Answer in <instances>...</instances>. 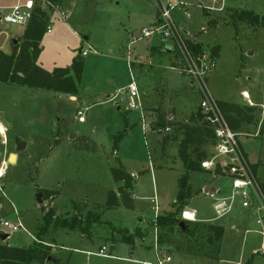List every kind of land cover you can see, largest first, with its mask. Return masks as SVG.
Masks as SVG:
<instances>
[{"label": "rangeland", "instance_id": "374dc122", "mask_svg": "<svg viewBox=\"0 0 264 264\" xmlns=\"http://www.w3.org/2000/svg\"><path fill=\"white\" fill-rule=\"evenodd\" d=\"M19 1L25 0H0V7L14 6ZM182 1L187 4L186 10L171 12L175 25L191 41L219 48L217 66L209 74L212 95L218 101L247 105L242 95L245 91L258 107L254 113L257 122L250 128L244 124L242 129L253 135L257 130L259 135L243 136L239 141L249 162L256 165L258 179L263 181L264 28L244 23L233 26L229 15L240 10L262 17L264 0H225L221 12L219 4L211 0ZM62 3L61 10L69 13L68 22L54 14L52 31L42 40L38 64L47 71L56 67L71 69L80 52H87L82 56L85 60L79 94L73 99L43 89L0 83V124L6 131L4 136L0 134V166L8 155L16 156L14 164L8 158L0 176V221L16 224L19 220L25 227L10 234L6 242L0 240V244L29 248L37 240L44 215L52 212L60 218L72 216L77 204L84 216L99 217L100 223L93 224L91 235L51 227L41 241L49 247V258L56 261L46 260L43 264H157L167 257L170 261L165 264H264V223L256 224L253 210L242 208L237 200L236 208L217 217L213 200L202 193L206 187L224 188L223 194L228 195L230 181L226 177L202 170L188 175L192 194L186 208L197 212L199 222L219 225L225 231L217 259L183 253L186 237L177 228L155 227L157 216L177 213L181 219L182 211H175L174 204L186 171L177 141L165 128L150 129L148 115L144 134L141 113L126 109L125 96H112L131 81L124 51L133 40L132 32L141 37V30L157 20L156 0ZM213 6L215 10L208 11ZM24 31L23 26L0 21V50L9 54L11 44ZM170 45L166 42L162 47L158 39L137 41L133 59L155 66H135L134 75L140 93L144 84L151 97L164 102L162 111L174 113L177 120L183 121L197 110L201 100L198 91L190 87L189 78L171 67L176 54L169 51ZM151 46L158 48L157 54L150 55ZM80 110L84 122L78 120ZM167 136L171 143L165 140ZM17 140L25 145L21 151L17 150ZM122 167L134 177L130 206L121 203L119 208L107 209L109 193L120 196L121 183L114 181L112 170ZM39 192L43 204L37 201ZM113 229L127 230L135 238L134 245L122 242L118 233L112 238ZM137 230L144 238L135 235ZM156 237L163 242L159 249ZM102 247L111 258L97 255Z\"/></svg>", "mask_w": 264, "mask_h": 264}, {"label": "trees", "instance_id": "16d2710c", "mask_svg": "<svg viewBox=\"0 0 264 264\" xmlns=\"http://www.w3.org/2000/svg\"><path fill=\"white\" fill-rule=\"evenodd\" d=\"M47 1L54 6L60 4V0ZM50 11L52 13L51 8ZM229 19L230 24L233 26H237L238 23H244L254 28H264V16L261 17L255 14V12L235 10L229 15ZM49 22V13L41 10L38 3L31 21L25 27L23 36L13 41L12 52L6 54L0 50V83L43 89L47 92L51 91L56 94L75 97L79 94V86L83 79V60H74L71 69L55 68L52 71H47L38 64L42 53V40H44L43 38L47 33L46 28ZM189 44H191L190 47L196 53L203 49L199 43L190 41ZM212 49L213 54L217 55L216 53L219 48ZM219 104L230 127L235 131L241 130L243 124L255 123L258 120L254 114L257 110L256 108L221 101ZM174 129L184 137L178 152L184 163L186 173L180 179L179 192L174 204L175 211L181 212L192 194L188 185L189 172L202 169L200 163L208 157L206 148L213 145L216 138L200 111L196 116H192V119L188 123L176 124ZM115 141L117 143L118 138ZM251 168L256 176V165H251ZM112 172L114 181L121 183L119 188L120 196H117L114 192H110L107 209L119 208L121 203L129 207L134 178L122 168L113 169ZM257 180L264 194V180L262 181L258 178ZM74 208V214L72 216H65L64 218L56 217L52 212L44 215L37 240L29 248H17L7 244H0V264H33V262L43 264L44 261H49V247L43 245L41 239L49 232L51 227L54 229H67L69 231L79 230L84 235H91L90 231L93 228V224L100 223V218L91 214L84 216L77 204H74ZM180 220L177 218V213L157 216L155 227L157 229L177 228L179 234L182 237H186V250L182 251L183 253L210 260L217 259L221 251V241L225 232L223 227L213 223L186 222L185 229L181 230L179 228ZM117 233L121 235L122 242L134 245L135 238L127 230L118 231L113 229L112 238ZM124 233H128V235H124ZM135 235L144 238L139 230L136 231ZM162 244L163 242L159 238L157 248ZM51 261L56 260L53 258Z\"/></svg>", "mask_w": 264, "mask_h": 264}, {"label": "built area", "instance_id": "2783aa9c", "mask_svg": "<svg viewBox=\"0 0 264 264\" xmlns=\"http://www.w3.org/2000/svg\"><path fill=\"white\" fill-rule=\"evenodd\" d=\"M37 1V2H36ZM214 5L219 4L218 10L221 12L225 8V0H211ZM39 3V8L43 11L57 14L63 21L68 22L69 13L61 10L60 5H51L47 0H25L19 1L16 5L5 8L0 7V11L7 10L6 14L0 12V21L7 24L19 25L26 27L33 17V12ZM158 9V21L156 25L145 27L141 30V37H134L127 50L126 62L130 68L137 61L132 59V45L142 38L151 39L160 37L163 43L170 42V49L177 55V61L172 66L179 74L190 79L191 86L196 89L200 95L199 111L203 115L205 121L209 124L215 139V143L211 145L210 154H208L200 166L203 170L212 172L213 176L226 177L230 181V192L228 195L223 194V188L208 189L202 193L213 200V209L217 217H222L231 210L236 208V201H240L242 208H250L257 216V225L264 223V194L260 189L257 177L254 175L251 164L246 157L239 138L243 136H258V133L250 134L233 130L221 107L219 101L212 95L208 78L211 71L217 66V56L210 49H202L196 53L189 44L191 41L186 37V33L181 31L175 25L171 18V12L177 8L186 10L187 4L182 0H156ZM216 7L210 8L208 11H214ZM188 16V12L185 11ZM52 28L47 25L46 32L50 33ZM192 42V41H191ZM81 56H86L87 52H81ZM129 100L127 102L128 110H139L141 113V124L143 133L146 134V114L139 101V89L132 76V82L127 86ZM79 122H84L83 111H78ZM150 129L151 123H150ZM162 131V129H160ZM166 133H170L172 129L166 127ZM158 211L157 206L155 207ZM195 211L184 208L181 212V219L188 223L198 222ZM17 214V213H16ZM18 215V214H17ZM22 223L18 220L16 224L0 221V233L10 234L24 230ZM157 238V237H156ZM157 242V239H156ZM156 249L157 248L156 246ZM98 256L111 258L108 250L102 247L97 253ZM170 261L167 257L159 260L157 264H165Z\"/></svg>", "mask_w": 264, "mask_h": 264}, {"label": "crops", "instance_id": "0c3cea01", "mask_svg": "<svg viewBox=\"0 0 264 264\" xmlns=\"http://www.w3.org/2000/svg\"><path fill=\"white\" fill-rule=\"evenodd\" d=\"M61 4H63L62 3V0H60V6H61ZM11 7V6H10ZM5 8H8V7H5ZM50 15V22H49V24L48 25H50L51 23H52V21H53V16H54V14H53V12L52 13H50L49 14ZM157 21H158V16H157V20L155 21V23H153L152 25H156V23H157ZM152 25H150V26H152ZM51 26V25H50ZM23 36V35H22ZM131 36H134V37H138V36H136L133 32L131 33ZM151 39H158L159 40V42L161 43V45H162V47H164V44H166V43H163L162 41H161V39H160V37H158V36H156V37H153V38H151ZM130 43H128V45H127V47L125 48V61H126V50H127V48H128V46L131 44V43H133L132 41H129ZM193 42H195V43H199V42H196V41H193ZM137 43V42H136ZM136 43H134V44H136ZM133 44V45H134ZM200 45H202V48L203 49H210V50H213L212 48H207V47H205L202 43H199ZM133 45H132V53H133ZM168 48L170 49V46H168ZM213 48H216V46L215 47H213ZM11 52H12V44H11ZM149 51V53H150V55H152V54H157V52H158V48L157 47H155V46H151L149 49H148ZM169 51H171V53H174V52H172V50L170 49ZM168 51V52H169ZM10 52V53H11ZM9 53V54H10ZM81 53V52H80ZM217 54V53H216ZM219 55V51H218V54L216 55V56H218ZM81 56V55H80ZM177 56V55H176ZM176 56H175V59L173 60V61H171L172 63H171V67L176 63ZM82 57V56H81ZM132 59H133V56H132ZM78 60V59H77ZM82 60L84 61L85 59H83L82 58ZM134 60V59H133ZM137 61V60H136ZM126 64H127V62H126ZM135 66H145V67H153V66H155L152 62H139L138 61V63L136 62V63H134L133 65H132V67H131V71H130V68H129V66H128V64H127V67H128V71L130 72V75H131V78H130V82L125 86V87H123L121 90H119L117 93H116V95H114V96H112V99H115L118 95H120V96H125V98H128L127 100H129L130 98H129V96H128V92H127V86L132 82V76H133V78L135 79V75H134V67ZM157 68H163V69H165L166 67L165 66H163V65H157L156 66ZM56 68H61V67H56ZM55 69V68H54ZM179 74V73H178ZM179 75H181V74H179ZM181 76H184V75H181ZM136 80L137 79H135V82H136ZM190 80V79H189ZM208 81H209V78H208ZM192 82V81H191ZM191 82L189 83V85H190V87H192L191 86ZM136 84H137V82H136ZM137 86H138V84H137ZM139 89V88H138ZM242 95H243V97H244V99L246 100V101H248L247 102V105H240V104H237V103H232V104H237V105H239V106H249V107H253V108H258L255 104H254V102H252V100H251V97L249 96V94L247 93V92H245V91H243L242 92ZM110 96L111 95H109V98H110ZM200 97V96H199ZM72 98L73 99H75L73 96H72ZM139 101H140V104H141V106H142V108H143V110H144V113L146 114V115H148L149 117H151V121H150V123H151V127L153 128H155V127H162V128H166V127H170L171 129H172V131L170 132V133H168V134H174L173 136H175L174 137V140H176L177 141V145H178V151H179V146H180V144H181V142L183 141V139H184V137L179 133V132H177V131H175V129H174V127H175V125L177 124H185V123H188L191 119H192V116H196V114L199 112V106H200V101H199V104H198V107H197V110L195 111V112H193L192 114H191V116L188 118V119H185V120H183V121H179V120H177V118H175V115H174V113L172 114V113H169V114H167V113H165L164 111H162L163 109H162V105H163V101H159L158 99H154V97H151L150 96V94H149V92H148V88L144 85V84H142V90H141V93H140V91H139ZM220 102V101H219ZM222 102V101H221ZM227 103H229V102H227ZM118 105V104H117ZM127 109V108H126ZM128 110V109H127ZM81 111V110H80ZM129 111V110H128ZM134 111H138V112H140L139 110H134ZM156 113H158V114H156ZM255 113V112H254ZM154 114V116H152ZM261 115H262V112H261ZM140 117H141V114H140ZM260 120H261V118H260ZM260 122V121H259ZM256 123V122H255ZM160 124V125H159ZM253 124L254 123H251V124H248L247 126H248V128H250L251 126H253ZM1 125V124H0ZM244 125V124H243ZM164 126V127H163ZM259 126V125H258ZM4 128V127H3ZM5 129V128H4ZM257 129H258V127H257ZM240 132H245V133H249V132H246V131H244L242 128H241V130H239ZM256 133H258L257 132V130H256ZM0 134H2V133H0ZM259 134V133H258ZM4 136V135H3ZM165 140H167V141H170V140H172V139H170V136H167V139H165ZM118 142L119 141H117V143L116 144H118ZM172 142H174V141H172ZM169 143H171V141L169 142ZM168 146V145H167ZM242 147V146H241ZM210 149H211V146H208L207 148H206V150H207V155L208 154H210ZM242 149H243V147H242ZM243 151H244V149H243ZM244 153H245V151H244ZM12 154H10V155H8V158L11 156ZM245 155H246V157H247V153H245ZM8 158H7V160L6 161H3L2 162V165H3V167H2V165L0 166V174L2 173L3 174V172H4V168H5V164H6V162H8ZM249 158V157H248ZM247 158V159H248ZM249 161V160H248ZM13 164V163H12ZM251 165H254V164H252V163H250ZM122 169H124L123 167H122ZM125 170V169H124ZM200 170H202V171H206V170H203V169H200ZM126 171V170H125ZM127 172V171H126ZM206 172H210V171H206ZM128 173V172H127ZM210 173H212V172H210ZM128 174H130V173H128ZM131 175V174H130ZM1 176V175H0ZM132 176V175H131ZM256 176H257V172H256ZM133 177V176H132ZM134 178V177H133ZM258 178V177H257ZM206 188H209V187H206ZM205 188V189H206ZM224 189V188H223ZM188 203V202H187ZM187 207V205L185 206V208ZM196 212V211H195ZM196 217H197V213H196ZM199 222V221H198ZM205 223H209V222H205ZM115 248V247H114Z\"/></svg>", "mask_w": 264, "mask_h": 264}, {"label": "water", "instance_id": "95a60500", "mask_svg": "<svg viewBox=\"0 0 264 264\" xmlns=\"http://www.w3.org/2000/svg\"><path fill=\"white\" fill-rule=\"evenodd\" d=\"M77 59H78V61H80V60H82V57L79 55ZM24 148H25V145H24L22 142H20L19 140H17V150H18V151H21V150H23ZM13 157L16 158V156H15L14 154H12V155L9 157V162H12L11 160L13 159ZM15 162H16V161H15ZM208 189H209V188H206L205 190L207 191ZM41 197H42V193L39 192L38 195H37V201H38L39 204H43V200H42ZM179 228H180L181 230L185 229V221H181V222L179 223ZM8 238H9V235L0 233V240H1V241H5V242H6V240H7ZM110 250H111V252H113V251L115 250V248L112 247ZM48 260L50 261L51 259L48 258Z\"/></svg>", "mask_w": 264, "mask_h": 264}, {"label": "bare ground", "instance_id": "6f19581e", "mask_svg": "<svg viewBox=\"0 0 264 264\" xmlns=\"http://www.w3.org/2000/svg\"><path fill=\"white\" fill-rule=\"evenodd\" d=\"M5 132H6V131H5V129L3 128V126L0 125V133H2V135H4ZM11 161H12V163L14 164L15 161H16V158L13 157V159H12ZM0 175H2V173H1Z\"/></svg>", "mask_w": 264, "mask_h": 264}]
</instances>
